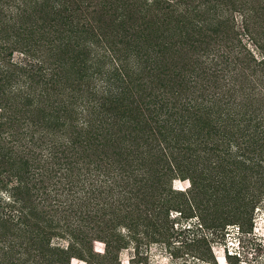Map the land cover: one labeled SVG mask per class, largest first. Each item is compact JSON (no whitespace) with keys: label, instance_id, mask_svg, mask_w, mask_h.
Wrapping results in <instances>:
<instances>
[{"label":"trees","instance_id":"trees-1","mask_svg":"<svg viewBox=\"0 0 264 264\" xmlns=\"http://www.w3.org/2000/svg\"><path fill=\"white\" fill-rule=\"evenodd\" d=\"M226 10L217 0H0V264H117L129 241L137 252L147 238L171 246L170 210L206 213L211 234L247 219L264 197L262 10H239L260 55L201 51L206 65L188 81L203 93L180 97L163 77L164 55L220 32ZM220 56L227 67L210 64ZM137 103L156 124L146 141L132 139L152 122L134 120ZM201 113L216 116L220 137L202 139ZM177 177L191 189L175 193ZM210 238L199 229L176 246L182 264H222ZM235 255L223 264H264Z\"/></svg>","mask_w":264,"mask_h":264},{"label":"rangeland","instance_id":"rangeland-1","mask_svg":"<svg viewBox=\"0 0 264 264\" xmlns=\"http://www.w3.org/2000/svg\"><path fill=\"white\" fill-rule=\"evenodd\" d=\"M98 1L100 0H88V2L95 3H98ZM217 1L228 10H226V15L222 17L224 21L218 26L221 29L220 32L213 33L211 31H203L200 34L195 35V37L192 36L194 41L189 40L188 43H181L164 55L165 63L163 64V77L167 79L165 83H170V87H166L167 85L165 87L171 89L173 87L172 85H175L176 87H174L173 90L178 89L180 97L191 95L194 90L203 93V90L195 88L192 86V83L188 81V79H191V77L194 76L193 74H196L195 72L198 73V71L206 65L202 64L205 58L199 55L201 51H233V53H236V51H251L253 54L255 51L257 55H260L259 49L254 44L253 39L246 33V31H244L242 16L239 13V10H241V5L247 1V5L252 6L255 13L257 11L258 14V10H262L263 16L261 14H258V16L264 20V0ZM195 2H197V0H195ZM198 2L201 3L202 0H198ZM99 14H104V12L96 13L94 14V17L96 19L97 17L101 18ZM261 23L263 25L264 22ZM107 24H109V22H107ZM120 29L121 27L119 25L113 24L111 32L114 34L117 30L119 32ZM20 57L21 55L19 53L13 54L14 59H20ZM215 61H217V64L215 65L227 67L226 63L228 61L226 60V56H220L210 64L214 66ZM177 83H180V85H177ZM199 92H196V94H199ZM205 92L206 90L204 93ZM138 103L135 104V111L133 112L134 120H142L143 117L146 116L152 121V113H150L144 104H140L139 107H137ZM199 120L198 125L201 128L200 130H202L205 135V137L202 138L204 141L208 139V137H210V139H217L220 137V122L214 114L201 113ZM154 125L156 124L152 121L151 125L148 123H142L133 126L131 132L134 137H132V139L135 140V137H138V141H146V135L150 132L148 129L152 128ZM124 134H126V132ZM172 188L175 190V193L189 191L191 189V181L187 177L186 179L180 177L174 178L172 181ZM203 190L205 193L206 188L204 187ZM206 193L203 196L207 197L208 193ZM168 197L171 198V195ZM205 214L206 213H197L190 208L183 211L170 210L168 221L165 224H167L166 227H169L171 231L169 238L171 246L166 244V241H149V238H147L145 240L143 239L138 245L139 252H137V249L135 250V241H129L117 252L118 258L116 263L182 264L184 259L189 257L186 256L185 252L180 250L181 248H184L183 246H176H180L183 243L190 241L193 234L197 232V230L199 231V229L208 233V235H211L210 239L213 252L222 264L226 254H236L235 256H237V258L241 259L243 262L246 261L247 263L252 262V260L258 256L264 258V197H261L256 203L254 210L247 216V219L242 222H240V220L238 222L237 220H233V222H229L223 230H218V232L214 234H211V231L213 230L212 228L207 229L202 225L201 215L204 216ZM226 214L233 215V213H225L224 215ZM122 234L126 235L127 230H123ZM141 236L143 237L145 235ZM94 248L95 251L103 254L105 243L101 240H96L94 241ZM173 250L175 251L174 255L171 252ZM71 264H86V262L83 258L74 257Z\"/></svg>","mask_w":264,"mask_h":264}]
</instances>
